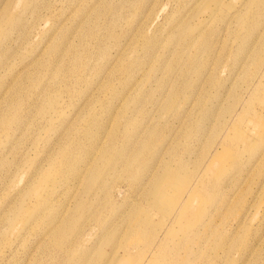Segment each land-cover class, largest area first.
<instances>
[{
    "label": "rangeland",
    "instance_id": "rangeland-1",
    "mask_svg": "<svg viewBox=\"0 0 264 264\" xmlns=\"http://www.w3.org/2000/svg\"><path fill=\"white\" fill-rule=\"evenodd\" d=\"M0 264H264V0H0Z\"/></svg>",
    "mask_w": 264,
    "mask_h": 264
},
{
    "label": "bare ground",
    "instance_id": "bare-ground-1",
    "mask_svg": "<svg viewBox=\"0 0 264 264\" xmlns=\"http://www.w3.org/2000/svg\"><path fill=\"white\" fill-rule=\"evenodd\" d=\"M225 153V152H224ZM228 156V155H227ZM215 160H221L222 161V158H221V152L220 151H218V152H216L215 153V155H214V157H213V159H212V162L213 161H215ZM230 160V159H229ZM231 165V164H230ZM226 167V165H224V161H222L220 164H219V170H218V172H222L223 171V169ZM167 174H170V173H167ZM173 178V176H171V174H170V176H169V179L171 180ZM190 222V221H189ZM192 226H193V224H192Z\"/></svg>",
    "mask_w": 264,
    "mask_h": 264
}]
</instances>
